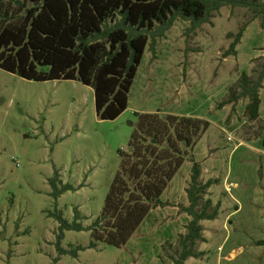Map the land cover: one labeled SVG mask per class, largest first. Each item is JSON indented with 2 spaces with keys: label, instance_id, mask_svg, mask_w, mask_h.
<instances>
[{
  "label": "rangeland",
  "instance_id": "rangeland-1",
  "mask_svg": "<svg viewBox=\"0 0 264 264\" xmlns=\"http://www.w3.org/2000/svg\"><path fill=\"white\" fill-rule=\"evenodd\" d=\"M251 16L224 7L196 29L175 21L155 40L154 51L145 52L128 108L113 121L96 118L89 87L26 81L0 70V264H53L55 258L57 264H173L191 221L183 209L191 161L201 168L199 181H217L201 205L210 200L209 212L220 206L215 220L200 223L204 242L194 251L203 256L185 264H264V246H256L264 241V81L256 120L246 115L247 99L228 104L240 92L241 74L256 79L262 71L259 20L246 28L236 56H222L232 42L227 36ZM154 112L209 123L163 192L166 206L151 211L121 249L99 243L77 258L58 256L59 224L51 215L71 223L77 209L85 227L97 219L120 169L119 152H130L135 113ZM89 242L90 233L67 231L61 247Z\"/></svg>",
  "mask_w": 264,
  "mask_h": 264
},
{
  "label": "trees",
  "instance_id": "trees-1",
  "mask_svg": "<svg viewBox=\"0 0 264 264\" xmlns=\"http://www.w3.org/2000/svg\"><path fill=\"white\" fill-rule=\"evenodd\" d=\"M224 7L243 8L252 15L236 34L227 36L232 42L222 54L226 59L236 56L252 21L259 20L264 30V0H0V70L26 81H72L89 87L96 118L113 121L127 110L137 70L145 52L154 51L155 40L175 21L188 22L196 29ZM261 61L257 78L241 74L240 92L228 100L232 104L247 99L245 112L250 121L259 118L264 54ZM135 115L130 152H119L120 169L97 219L85 227L77 209L71 223L60 214L51 215L59 224L58 256L77 258L79 252L96 249L99 243L124 247L151 211L166 206L161 201L163 192L209 128L207 120L196 117L161 116L159 112ZM191 163L190 185L185 189L189 205L183 208L191 221L179 240L181 249L173 264L203 256L194 251L197 242H204L200 223L215 220L220 206L209 212L210 200L201 205L217 181H199L201 168ZM65 190L62 187L59 195ZM67 231L90 233L88 246L64 250L61 240ZM256 246H264V241Z\"/></svg>",
  "mask_w": 264,
  "mask_h": 264
},
{
  "label": "crops",
  "instance_id": "crops-1",
  "mask_svg": "<svg viewBox=\"0 0 264 264\" xmlns=\"http://www.w3.org/2000/svg\"><path fill=\"white\" fill-rule=\"evenodd\" d=\"M260 95V94H259ZM260 99H261V105H263V101H262V98H261V95H260ZM261 105H260V107H261ZM259 111H260V108H259ZM235 149V148H234ZM234 149H233V151H234Z\"/></svg>",
  "mask_w": 264,
  "mask_h": 264
}]
</instances>
